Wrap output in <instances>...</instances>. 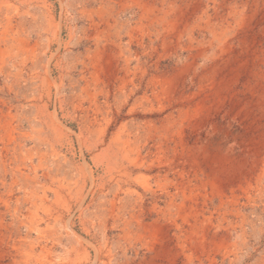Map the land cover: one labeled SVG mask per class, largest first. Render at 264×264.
Wrapping results in <instances>:
<instances>
[{"label": "rangeland", "instance_id": "1", "mask_svg": "<svg viewBox=\"0 0 264 264\" xmlns=\"http://www.w3.org/2000/svg\"><path fill=\"white\" fill-rule=\"evenodd\" d=\"M0 264H264V0H0Z\"/></svg>", "mask_w": 264, "mask_h": 264}]
</instances>
